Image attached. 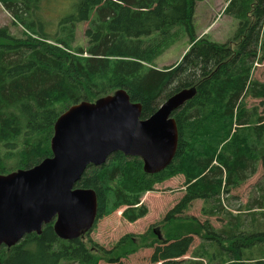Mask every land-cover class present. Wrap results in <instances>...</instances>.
I'll use <instances>...</instances> for the list:
<instances>
[{"label": "trees", "instance_id": "1", "mask_svg": "<svg viewBox=\"0 0 264 264\" xmlns=\"http://www.w3.org/2000/svg\"><path fill=\"white\" fill-rule=\"evenodd\" d=\"M200 1L0 0L24 30L23 38H14L0 27V145L15 157V167L0 158V175L51 157L43 137L52 139L56 121L71 106L122 89L141 104L142 119H148L174 94L195 88L196 95L173 113L178 147L164 171L147 174L141 159L114 153L103 165L89 166L76 188L95 192L96 223L121 209L131 224L146 217L141 196L170 175L185 177L186 194L164 222L185 218L196 200L211 199L221 211L222 192L229 195L264 166V116L259 112L264 83L251 76L264 46V0H229L224 15L238 21L233 39L242 38L236 53L227 43L197 38L194 18ZM47 11L54 17L46 16ZM83 23L87 46L74 47ZM184 37L190 48L181 61L155 68V60ZM249 97L260 106L248 109ZM204 228L213 240L227 237L232 264H251L244 262L251 258L241 253L245 244H236L233 232ZM253 236L263 240L264 233ZM193 243L190 234L167 239L153 247L150 261L204 264L183 260ZM93 262L81 238H58L53 224L44 226L41 235H26L14 247H0V264ZM217 264H225L223 258Z\"/></svg>", "mask_w": 264, "mask_h": 264}, {"label": "water", "instance_id": "2", "mask_svg": "<svg viewBox=\"0 0 264 264\" xmlns=\"http://www.w3.org/2000/svg\"><path fill=\"white\" fill-rule=\"evenodd\" d=\"M195 95V88L179 91L148 119H142L141 104L122 89L71 106L54 125L51 157L0 175V247H14L32 233L41 235L49 224L62 240L83 238L98 211L95 192L76 188L86 169L122 153L141 159L147 174L164 171L178 147L173 113Z\"/></svg>", "mask_w": 264, "mask_h": 264}, {"label": "rangeland", "instance_id": "3", "mask_svg": "<svg viewBox=\"0 0 264 264\" xmlns=\"http://www.w3.org/2000/svg\"><path fill=\"white\" fill-rule=\"evenodd\" d=\"M228 2L229 0L198 2L194 27L197 38H205L217 44L227 43L233 53H236L242 38L233 39L238 21L224 15ZM45 14L50 18L54 17L51 11ZM0 27L8 28L10 35L14 38L24 37L23 28L15 24L12 16L1 3ZM86 28V23L79 25L74 47L87 46L84 35ZM189 48L190 43L184 37L161 54L155 60L154 67L162 70L178 64ZM257 54L251 76L252 80L264 83V46ZM113 90L109 95L116 92ZM246 104L248 109H253L255 106H260V101L249 97ZM259 112L264 116V105ZM42 145L45 149L47 146L49 148L51 139L48 141L43 137ZM0 158L5 165L15 167V157L8 156L2 144ZM184 185L183 175H170L153 183V189L144 192L141 196V202L146 205L148 214L135 223L131 224L123 218V209L95 223L93 229L81 238L94 259L93 264H152L150 258L155 245L167 239L189 234L194 238V243L183 260L217 264L220 258H223L225 264H232V260L228 257L232 246L226 240L227 237L223 235L222 238L213 240L215 238L208 234L205 226L212 227L217 232H233L234 242L238 245L240 242L245 244L240 248L241 253L251 258V260H244L245 263L255 264L264 260V238L257 240L253 236L264 233V208H258L264 207L263 165L259 166L253 177L241 187L231 191L229 195L222 192L221 211L212 205L211 199L196 200L188 210H185V218L164 222L168 212L176 207L186 194Z\"/></svg>", "mask_w": 264, "mask_h": 264}]
</instances>
